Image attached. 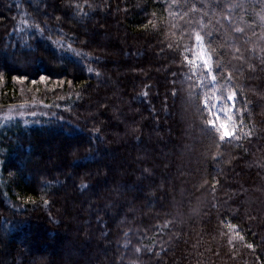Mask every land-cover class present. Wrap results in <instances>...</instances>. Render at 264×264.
I'll use <instances>...</instances> for the list:
<instances>
[{
    "label": "trees",
    "instance_id": "16d2710c",
    "mask_svg": "<svg viewBox=\"0 0 264 264\" xmlns=\"http://www.w3.org/2000/svg\"><path fill=\"white\" fill-rule=\"evenodd\" d=\"M261 17L259 0H0V108L23 109L0 118V264H264ZM198 21L241 109L219 148L181 64Z\"/></svg>",
    "mask_w": 264,
    "mask_h": 264
},
{
    "label": "snow or ice",
    "instance_id": "6c2138e0",
    "mask_svg": "<svg viewBox=\"0 0 264 264\" xmlns=\"http://www.w3.org/2000/svg\"><path fill=\"white\" fill-rule=\"evenodd\" d=\"M177 2L178 0H168L170 5ZM259 2L261 5H264V0H259ZM192 11L197 10L192 9ZM170 15L173 16V19L176 18L175 14L170 13ZM261 19H264V17H261ZM23 23L25 27H36L37 31H41L42 33V30L38 26L28 25L27 20H24ZM152 26L155 28L154 24ZM196 27L200 30L197 31ZM196 27L188 25L189 30L187 31L186 39L190 43L183 45L181 64L188 70L185 73L186 80H192L195 77L197 81L195 87L201 89V102L197 111L200 113L201 123L204 128L211 130L214 147L219 148L221 143L231 145L234 141L240 140L241 136L236 134L238 125L231 113L239 115L241 109L236 106L238 95L236 86L233 85V74L227 71V65L221 59V53L218 51L220 48L225 47V45L223 43H215L213 31L211 29L205 31L207 25L202 21H198ZM234 31L243 33L244 29L235 28ZM201 32H203V35H201ZM180 33L179 39L183 41L185 39V30L181 28ZM173 35L175 36L174 33ZM206 37L208 38L207 40ZM56 44L76 55H81L71 45L65 46L61 41H56ZM168 47L172 48L173 45L169 44ZM177 47H180V45L177 44ZM234 51L239 52L240 50L237 48ZM88 71L92 72L94 70L89 68ZM196 73H199V75L197 76ZM144 95L146 96L147 93H144ZM6 119L10 120L12 117H6ZM242 122L241 118L240 123L242 124ZM251 134L250 131L245 133L241 129V135L250 136ZM81 187L86 188L87 185L83 184ZM46 203L47 201H45ZM248 247L252 248L253 245L249 244ZM135 251L140 252L141 249L137 248Z\"/></svg>",
    "mask_w": 264,
    "mask_h": 264
},
{
    "label": "rangeland",
    "instance_id": "374dc122",
    "mask_svg": "<svg viewBox=\"0 0 264 264\" xmlns=\"http://www.w3.org/2000/svg\"><path fill=\"white\" fill-rule=\"evenodd\" d=\"M1 59V58H0ZM9 62H11V63H15V62H13V60H8ZM16 65V64H15ZM197 76L199 75V73H197L196 74ZM22 111H23V109L22 108H15V107H13L12 109L10 108V109H7V108H0V118H2V119H4V120H7L6 119V117H14V116H19V115H21V113H22ZM232 115L234 114V113H231ZM230 126H231V122H230ZM66 152V153H65ZM52 153H54V155H56V156H59L60 154H63V155H65V154H67V153H70V150L69 149H66V150H62V148H61V150L60 149H56V150H54ZM19 168H20V172H24L25 170H26V167H22V166H19ZM104 171V170H103ZM36 179H37V177H36ZM145 208H147V207H149V209H153V207L152 206H150V205H146V206H144ZM24 238L25 237H20L19 239L20 240H24ZM52 242V241H51ZM31 250V249H30ZM32 251V250H31ZM45 253L46 254H49V248H46L45 249ZM50 257H51V255H49ZM22 262H21V260H20V263L19 264H21ZM4 264H12L11 263V260L9 259V258H6L5 259V261H4ZM33 264V263H32Z\"/></svg>",
    "mask_w": 264,
    "mask_h": 264
}]
</instances>
